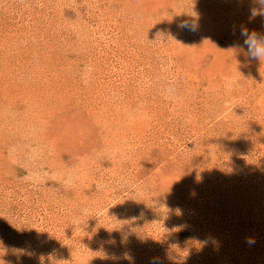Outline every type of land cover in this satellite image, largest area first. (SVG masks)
Instances as JSON below:
<instances>
[{
  "label": "rangeland",
  "instance_id": "rangeland-1",
  "mask_svg": "<svg viewBox=\"0 0 264 264\" xmlns=\"http://www.w3.org/2000/svg\"><path fill=\"white\" fill-rule=\"evenodd\" d=\"M262 12L0 0V264H264Z\"/></svg>",
  "mask_w": 264,
  "mask_h": 264
},
{
  "label": "clouds",
  "instance_id": "clouds-1",
  "mask_svg": "<svg viewBox=\"0 0 264 264\" xmlns=\"http://www.w3.org/2000/svg\"><path fill=\"white\" fill-rule=\"evenodd\" d=\"M257 2L264 9V0H257ZM261 14H264V12ZM253 15H255V12H253ZM180 27L195 30V26L188 23L181 24ZM241 35L244 37L243 46L246 47L249 58L264 61V35H259L255 31L250 33L243 28L241 29ZM249 242L251 243V241Z\"/></svg>",
  "mask_w": 264,
  "mask_h": 264
},
{
  "label": "bare ground",
  "instance_id": "bare-ground-1",
  "mask_svg": "<svg viewBox=\"0 0 264 264\" xmlns=\"http://www.w3.org/2000/svg\"><path fill=\"white\" fill-rule=\"evenodd\" d=\"M0 32H1V30H0ZM7 34H8V33H7ZM1 35H2V33H1ZM4 37H5V36H4ZM6 38H7V37H6ZM27 38H28V37H27ZM4 39H5V38H4ZM4 39H3V40H4ZM10 39H11V38H10ZM6 42H7V40L4 42V48H5V46H7L8 43H10L9 41H8V43H6ZM2 44H3V43H2ZM10 45H11V44H10ZM7 47H8V46H7ZM8 48H9V47H8ZM14 48H15V47H14ZM31 51H32V50H31ZM11 52H12V51H11ZM21 61H22V59H21ZM19 62H20V61H19ZM25 62H26V61H24V63H25ZM1 64H4V63H3V60L0 58V66H1ZM17 64H18V63H17ZM19 65H20V64H19ZM21 66H24V65L21 64ZM21 66H20V67H21ZM27 66H28V65H27ZM5 67H6L5 69H8V72L13 71V70H12V69H13V66L11 67V65H10V66H9V65H6ZM10 67H11V68H10ZM20 67H19V68H20ZM25 67H26V65H25ZM2 70H3V69H2ZM19 72H20V71H19ZM14 80H15V79H14ZM18 80H19V79H18ZM20 81H21V80H20ZM32 86H33V85H32ZM18 96H19V95H18ZM30 99H31V98H30ZM31 105H32V104H31Z\"/></svg>",
  "mask_w": 264,
  "mask_h": 264
}]
</instances>
